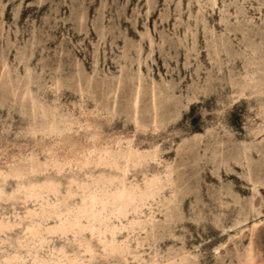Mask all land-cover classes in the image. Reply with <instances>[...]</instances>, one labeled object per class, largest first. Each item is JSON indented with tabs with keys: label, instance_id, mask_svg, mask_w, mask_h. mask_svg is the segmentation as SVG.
I'll return each instance as SVG.
<instances>
[{
	"label": "rangeland",
	"instance_id": "1",
	"mask_svg": "<svg viewBox=\"0 0 264 264\" xmlns=\"http://www.w3.org/2000/svg\"><path fill=\"white\" fill-rule=\"evenodd\" d=\"M0 264H264V0H0Z\"/></svg>",
	"mask_w": 264,
	"mask_h": 264
},
{
	"label": "bare ground",
	"instance_id": "2",
	"mask_svg": "<svg viewBox=\"0 0 264 264\" xmlns=\"http://www.w3.org/2000/svg\"><path fill=\"white\" fill-rule=\"evenodd\" d=\"M125 197V194L123 192L117 194V198L122 200Z\"/></svg>",
	"mask_w": 264,
	"mask_h": 264
}]
</instances>
